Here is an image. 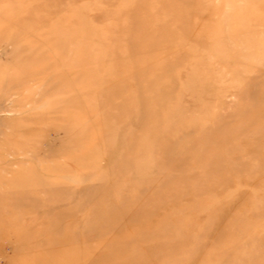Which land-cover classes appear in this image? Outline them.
<instances>
[{"label":"rangeland","instance_id":"rangeland-1","mask_svg":"<svg viewBox=\"0 0 264 264\" xmlns=\"http://www.w3.org/2000/svg\"><path fill=\"white\" fill-rule=\"evenodd\" d=\"M0 264H264V0H0Z\"/></svg>","mask_w":264,"mask_h":264},{"label":"bare ground","instance_id":"bare-ground-1","mask_svg":"<svg viewBox=\"0 0 264 264\" xmlns=\"http://www.w3.org/2000/svg\"><path fill=\"white\" fill-rule=\"evenodd\" d=\"M133 41H134V43L136 44V45H138V46H143L146 42H148L147 40H146V37H137V38H134L133 39ZM144 77H145V75H141V83H144V81L142 80V79H144ZM146 86V85H145ZM147 87V86H146Z\"/></svg>","mask_w":264,"mask_h":264}]
</instances>
